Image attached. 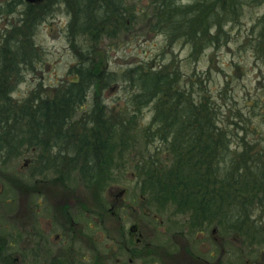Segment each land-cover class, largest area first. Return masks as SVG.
Segmentation results:
<instances>
[{"label": "trees", "instance_id": "16d2710c", "mask_svg": "<svg viewBox=\"0 0 264 264\" xmlns=\"http://www.w3.org/2000/svg\"><path fill=\"white\" fill-rule=\"evenodd\" d=\"M53 1L68 7L66 39L77 60L69 66L67 80L46 90L50 94L38 85L17 99L15 80L35 78L38 63L52 54L40 48L38 61L15 59L27 55L26 40L37 30L31 19L0 34V150L39 146L41 154L48 152L51 141L46 138H62L61 126L68 121L71 180L81 176L89 184L100 181L103 190L112 180L116 160L118 175L136 176L137 192L148 200L152 216L181 215L192 233L214 225L222 229L221 237H235L241 249H247L249 258L243 264L261 259L264 264V98L247 95L242 106L231 95L235 89L226 76L225 89L219 91L226 103H220L211 96L207 78L195 71L183 73L179 61L160 54L112 71L106 62L108 50L101 45L106 40L117 44L120 35L138 25L140 32L164 34L168 48L180 41L190 44L192 59L198 49L218 48L225 37L228 42L229 33H222L229 21L226 3L150 0L151 8L135 10L126 0ZM26 9L32 13V7ZM80 36L85 41L81 45ZM250 42L264 65V34ZM119 80L127 90L126 108L115 110L105 92ZM143 108L151 117L140 126L137 117ZM8 152L3 155L6 161L1 155L0 160L15 157Z\"/></svg>", "mask_w": 264, "mask_h": 264}, {"label": "rangeland", "instance_id": "374dc122", "mask_svg": "<svg viewBox=\"0 0 264 264\" xmlns=\"http://www.w3.org/2000/svg\"><path fill=\"white\" fill-rule=\"evenodd\" d=\"M1 1V0H0ZM177 4H192L194 0H177ZM226 3V6L229 9V21L226 22L224 26L223 34L229 33L228 42L226 43L225 38L220 41L221 46L216 47H203L198 49V55L192 54L190 58L191 45L185 46L183 41L177 42L168 48L166 46V38L162 33L152 32L151 34L146 33L147 31L140 32L139 26L134 25L131 28L132 30L126 35H120L117 40V44L106 40L102 42V47L108 50V56L106 59L107 67L112 71H123L129 66H133L137 63H147L150 59L155 56L158 57L160 54L163 59H173L174 61H179L180 67L183 73H192L195 71L200 77L206 79V85L212 97H215L218 102L226 103V98L222 99V95H219L220 90L225 89V79L226 76L231 78V87L235 89V93H231L240 104L243 106L245 101V96L250 95V97L257 96L264 98V65L261 60H258L256 57V51L252 47V42L258 41V38L264 34V0H223ZM127 4L130 7H134L135 10L146 9L152 4L150 0H126ZM63 9V5L61 6ZM56 4L53 6V15L49 14L48 21L52 22L50 26L45 28L43 24H39L37 30L32 33L30 43H35L38 48L45 50L46 52L51 53L52 55L46 56L50 60L40 61L38 63L39 73L38 75L31 79L30 77H21L15 80L13 83V97L17 99H23L26 97L29 92L37 87L38 85L44 87V91L48 94L47 89H51L52 86L58 85V82L65 81L68 79L67 72L71 64L77 60V55L75 50L72 48L70 42L64 38L60 33L61 29L66 25L68 17L66 13L64 14ZM151 8V7H150ZM0 23H4L3 19H0ZM65 23V24H64ZM78 42L80 45L85 42L84 39L80 36ZM70 44V46H68ZM60 56L61 60H55ZM39 58L40 51H39ZM72 76V75H71ZM69 76L70 78H72ZM205 81V80H204ZM119 85L116 86L113 84V87L110 91H106L105 95L109 100L113 101V109L119 110L126 108L124 102L127 100V90H124L125 86L119 80ZM38 86V87H39ZM50 87V88H48ZM127 88V87H126ZM43 89V88H42ZM130 91V88H128ZM111 94H109L110 92ZM107 100V101H109ZM264 104V100L262 101ZM249 107V106H248ZM248 107L245 108L247 111ZM261 112V109L257 110ZM151 117V113L148 108H143L141 113L138 114V124L140 126L148 123ZM262 133L264 134V123L260 126ZM141 145V144H139ZM5 148V147H2ZM127 154V153H126ZM30 157L28 154L24 156L18 155V157H12L6 163L0 164V169L3 170L4 175L7 180L4 186L3 192L1 194L3 197L12 199L14 204V209L12 214L17 213V219L14 222L28 223L31 220L32 205L33 199L31 195V185L21 177V181L17 184L14 180L15 177H18L17 174L20 173L24 176L26 173H30V167L24 166L23 159L24 157ZM117 159V158H116ZM116 161V160H115ZM115 161L112 164V169L110 170L111 179L107 180L108 186L103 189L102 197L111 198V192L121 193V190L125 189V194L123 192V199L119 205V209L115 208L116 212L119 213L120 218H114L105 214L103 226L99 225L100 218L96 217V222L100 227H104L103 237L101 245L103 249L107 245L115 246L112 240L118 238H111L109 235L106 236L107 232L112 235L113 232L121 229H128V227L134 222L132 212V207H137L138 203L133 199L138 195V185L134 180L133 174L130 172L125 173V177L122 178L121 175H118V171L114 168L116 163ZM117 162V161H116ZM115 169V170H114ZM55 174V173H54ZM108 174V173H107ZM51 176V175H49ZM116 176V182H113L114 177ZM106 180V178H105ZM103 180V181H105ZM85 181V180H84ZM83 182V181H82ZM96 182L86 183L87 187L94 186ZM101 184V182L99 181ZM57 185L56 183L50 184L51 187ZM16 186H22V193L20 194L16 190ZM71 198H77L75 195L80 194V198L86 201L88 208L94 209L95 197L94 194L90 192V189L87 188L83 183H75L71 185ZM121 197V196H120ZM22 200L23 206L19 208V201ZM1 201V198H0ZM123 203V205H122ZM42 205L40 207L41 214L45 217V208ZM110 203H106L105 207L109 208ZM43 207V208H42ZM87 209L86 213H96L97 210ZM43 210V211H42ZM16 211V213H15ZM138 211V210H137ZM136 211V212H137ZM150 211H153L150 209ZM85 212V211H84ZM48 213V212H46ZM151 215V214H150ZM92 218V216H91ZM156 218V219H155ZM153 218L152 215L146 220L148 222H141V224H146L142 229L146 232L154 231L151 242L152 243H161L166 239L162 237L157 231L169 230L170 232H176V235H182V240L184 243L194 246L193 249L197 253L206 254L207 248H211L214 252L213 259L209 256L210 264H216V258L219 256V244L217 241H213L210 237V228L209 232L205 234H195L188 230L185 223L181 222L179 218L183 217L177 215L174 217L176 223L175 226H170L169 221H165L166 217L160 214H157V217ZM165 218V220H164ZM159 219H163V223H159ZM8 229H15L19 223H14L15 227L12 226L13 223L6 221ZM31 223V222H30ZM89 223H91L89 221ZM95 223V222H94ZM92 223V226H94ZM98 226V228H99ZM23 229H29L30 226L24 227ZM218 235L222 234V229H218ZM170 238L169 236H166ZM178 238V237H177ZM235 237L226 238L225 247L226 255L222 260L225 264H243L245 260L249 258L247 254V249H241L239 242L234 240ZM102 249V250H103ZM241 251V252H240ZM145 264H157V260L153 257L143 259ZM259 261V260H258ZM113 264V263H111Z\"/></svg>", "mask_w": 264, "mask_h": 264}, {"label": "flooded vegetation", "instance_id": "af4514ba", "mask_svg": "<svg viewBox=\"0 0 264 264\" xmlns=\"http://www.w3.org/2000/svg\"><path fill=\"white\" fill-rule=\"evenodd\" d=\"M54 5L53 0H35L33 3L25 0H1L0 19H3L4 23H0V34L19 28L23 25L24 18L31 19L37 25L41 23L47 28L53 24L48 21V18L50 13L53 15ZM26 7H32L31 14H27ZM67 8V6L64 9L61 8L64 14L67 13ZM65 30L66 28L63 27L60 34L67 38ZM26 42L28 45L25 49L27 55L15 57V59L38 61L40 59L38 46L27 40ZM32 126L34 138L37 139V125L33 124ZM69 129L67 121L60 129L63 132L62 138L47 137L46 140L51 141V148L43 154L40 153L39 146H34L30 150L21 147L18 152H8L6 147L0 150L3 159L7 152L10 156L18 157L17 155L24 156L26 154L30 156L21 158L24 166L30 167V173H26L24 176L18 173V177H15L14 180L17 184L20 181L23 184L24 180L30 184L33 199L31 223L14 222L17 219V213L15 211L16 214H12L13 200L5 198L1 194L7 178L3 170L0 169V264H145L143 261L145 256L155 258L157 264H210V260L206 257L214 258L211 248H207L206 254L197 253L193 249L195 245L190 246L184 243L182 235H176V232H170L167 229L157 231L166 240L161 243L151 242L154 231L146 232L142 229L146 224H141L143 221L148 222L149 220L146 219L151 217L147 206L148 200L140 193L133 199L138 203L137 207L130 205L134 212V222L127 230H117L112 235L108 231L106 236L119 237V240H112L115 246L107 245L103 249L101 241L105 228L100 226L101 224L103 226L106 213L114 218H120L115 208L119 209L120 203L124 201L122 194L126 192L125 189L121 190V193H119L120 191L115 194L111 192L113 197L103 198V190L99 182L94 186L87 187L86 181L81 176L71 180ZM4 161L6 160L4 159ZM21 177L24 180H21ZM54 183L57 185L51 187L50 184ZM75 183H83L87 188H93L90 189V192L95 197L94 209L88 208L86 201L80 198V194L75 195L77 198H71V185ZM15 188L20 194L22 193V186ZM106 203H110L109 208L105 207ZM42 205L45 208L44 211L42 210L45 212V217L41 214L40 207ZM22 206V200H20L19 208ZM87 209L97 210V212L89 214L86 213ZM94 216L100 218V226ZM152 217H157V214ZM173 219V216H167L166 220L164 218L165 221H169L170 226H175L171 221ZM179 219L182 220V218ZM164 220L159 219V223H163ZM6 221L13 223L14 227V223H19V225L15 229H8ZM29 226L30 231L23 229L24 227L29 228ZM209 227V225L206 226L207 231L195 232V234H205L211 229L210 237L213 241H217L220 247L216 264H225L222 260L226 255V238L218 235V229L214 225H211L210 229ZM214 260L213 262H215ZM262 261L263 259L256 261L255 264H263Z\"/></svg>", "mask_w": 264, "mask_h": 264}, {"label": "water", "instance_id": "95a60500", "mask_svg": "<svg viewBox=\"0 0 264 264\" xmlns=\"http://www.w3.org/2000/svg\"><path fill=\"white\" fill-rule=\"evenodd\" d=\"M29 1H34V0H29Z\"/></svg>", "mask_w": 264, "mask_h": 264}]
</instances>
